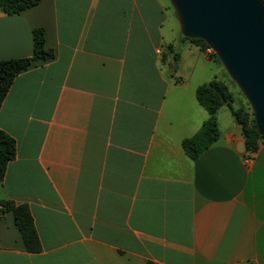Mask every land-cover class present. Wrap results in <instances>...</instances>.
<instances>
[{
  "label": "crops",
  "instance_id": "crops-1",
  "mask_svg": "<svg viewBox=\"0 0 264 264\" xmlns=\"http://www.w3.org/2000/svg\"><path fill=\"white\" fill-rule=\"evenodd\" d=\"M174 12L169 0L0 6V61L32 57L37 29L54 54L19 73L0 106L16 142L0 264H264V141L247 151L222 107L217 140L187 155L182 141L209 117L197 88L224 76L178 39ZM7 201L29 208L40 252Z\"/></svg>",
  "mask_w": 264,
  "mask_h": 264
},
{
  "label": "water",
  "instance_id": "water-1",
  "mask_svg": "<svg viewBox=\"0 0 264 264\" xmlns=\"http://www.w3.org/2000/svg\"><path fill=\"white\" fill-rule=\"evenodd\" d=\"M181 34L202 39L246 98L264 135V0H169Z\"/></svg>",
  "mask_w": 264,
  "mask_h": 264
},
{
  "label": "trees",
  "instance_id": "trees-1",
  "mask_svg": "<svg viewBox=\"0 0 264 264\" xmlns=\"http://www.w3.org/2000/svg\"><path fill=\"white\" fill-rule=\"evenodd\" d=\"M40 0H0L2 10L7 14L19 13L27 8L33 7ZM184 40H188L207 51L209 46L202 39H189L182 35ZM54 54L45 47V32L43 29L34 31V55L29 58H17L0 61V106L2 105L15 77L26 69L32 62L53 58ZM209 57L221 65L218 56L211 52ZM176 60V56H175ZM196 97L203 106L209 117L203 124L199 132L193 137L182 141V147L191 159L199 157L209 146H211L219 136L217 123L218 111L227 106L232 116L241 128V134L245 140L246 150L257 151L264 135H260L256 126L253 112L247 103V108H234L235 96L226 82L213 79L199 86ZM16 156V142L7 133L0 130V184L4 180L8 163ZM4 208L14 214L15 222L19 228L25 246L29 252L37 253L41 251V242L37 234L33 218L29 208L24 205L16 206L12 202H2ZM147 264H154L148 262Z\"/></svg>",
  "mask_w": 264,
  "mask_h": 264
},
{
  "label": "rangeland",
  "instance_id": "rangeland-1",
  "mask_svg": "<svg viewBox=\"0 0 264 264\" xmlns=\"http://www.w3.org/2000/svg\"><path fill=\"white\" fill-rule=\"evenodd\" d=\"M173 17H172V22H174L175 25V30L179 38H182V34H181V30H180V25L177 19V16L175 14V12L173 13ZM178 47V45H177ZM222 69V74L224 76L223 80L227 83V85L229 86L230 90L233 92L234 96H235V103L233 104L234 108H239V107H245L247 108V100L246 98L243 96V94L241 93V91L239 90V88L237 87V85L230 79V77L228 76V74L226 73V71L224 70L223 67H221ZM163 71L166 74H169L171 70H169L168 67H163ZM174 71H176V69H174ZM220 77V76H219ZM222 79V78H221ZM220 80V79H219ZM223 114H226V116H232V113L230 112V109L227 106H224L222 109ZM225 116V115H224ZM3 198V192L2 189L0 188V199Z\"/></svg>",
  "mask_w": 264,
  "mask_h": 264
},
{
  "label": "built area",
  "instance_id": "built-area-1",
  "mask_svg": "<svg viewBox=\"0 0 264 264\" xmlns=\"http://www.w3.org/2000/svg\"><path fill=\"white\" fill-rule=\"evenodd\" d=\"M207 52H208V53H211V52H213V51H212L211 48L209 47V48H207Z\"/></svg>",
  "mask_w": 264,
  "mask_h": 264
}]
</instances>
